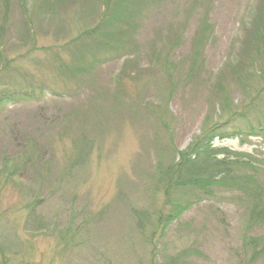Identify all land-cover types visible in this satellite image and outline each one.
Listing matches in <instances>:
<instances>
[{
	"label": "rangeland",
	"instance_id": "374dc122",
	"mask_svg": "<svg viewBox=\"0 0 264 264\" xmlns=\"http://www.w3.org/2000/svg\"><path fill=\"white\" fill-rule=\"evenodd\" d=\"M47 1L31 23L24 0H0V52L53 91L39 102L0 106V264H167L183 251L182 264L250 259L245 240L264 239V224L249 230L240 195L168 197L156 181L159 166L207 124L226 120L219 85L236 117L215 144L264 161V113L238 117L243 90L264 84V53L254 46L264 40V0H152L128 28L131 44L68 78L38 49L70 41L107 9L104 0ZM25 21L36 41L31 54L21 41ZM83 133L93 150L71 170L73 141ZM27 139L38 155L7 183L6 165L14 169ZM168 200L190 207L153 248L133 210H163Z\"/></svg>",
	"mask_w": 264,
	"mask_h": 264
},
{
	"label": "trees",
	"instance_id": "16d2710c",
	"mask_svg": "<svg viewBox=\"0 0 264 264\" xmlns=\"http://www.w3.org/2000/svg\"><path fill=\"white\" fill-rule=\"evenodd\" d=\"M104 3L105 10H107L95 26L83 31L79 30L74 38L64 44L44 46L38 49L45 56L53 59L59 75L68 78L75 75V71L88 74L93 66L112 59L114 52L118 53L121 50L122 44H131L132 31L128 30L134 27L136 18L141 15L144 6L152 3V0H104ZM24 6L29 21L32 23L35 13L37 14L41 7L48 9V1L24 0ZM5 8L9 6L5 4ZM29 21L24 22L21 41L31 54L36 50V41L33 38ZM6 22L7 18L4 17L3 27ZM4 38L5 34L0 32V40ZM202 38H204V33H202ZM196 46L199 51L201 42H197ZM254 46L264 53V40L258 39ZM15 62V59L8 58L0 52V106L39 102L47 94L53 92L47 84L37 80L29 70L19 67ZM260 62L263 63V58ZM240 70L241 68L237 67L234 72ZM238 82L241 89L247 85L246 79L242 77ZM219 86L222 96L221 114L226 115V120L207 124L199 136L193 139L186 148L178 151L176 160L160 165L157 170L156 190L164 192L168 197H173L176 192L183 190L194 191L198 196L205 197L214 196L218 191L238 194L240 195L239 201L247 212V227L251 230L257 225L264 224V161L250 153L215 144L217 138L227 137L223 135L226 132L225 122L231 123L236 117L232 111L228 92H225L223 86ZM243 92L247 101L243 104L244 108L238 117L242 120L250 114H263L264 84L260 82L258 87L248 85V90H243ZM259 130L264 133V127ZM251 131L255 132V127L252 126ZM263 133L260 134L263 135ZM93 143V140L84 133L73 141L71 170L88 159L93 150ZM36 146L30 139L24 141V150L14 158V169H12V164L6 165L8 174L5 182L8 183L14 176V172H17L19 168L20 170L25 168L38 155ZM171 200L167 201L163 210H133L137 230L152 246L154 239L162 238L171 224L178 221L182 213L190 207L179 200L177 203H172ZM245 245L251 249V257L243 264H256L258 258L264 256V239L249 237L245 240ZM186 252L172 256L167 264H182L181 261L185 258Z\"/></svg>",
	"mask_w": 264,
	"mask_h": 264
}]
</instances>
